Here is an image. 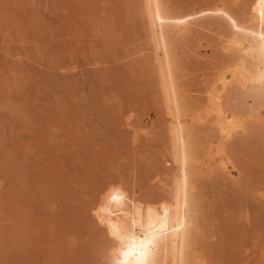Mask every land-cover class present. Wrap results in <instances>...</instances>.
Instances as JSON below:
<instances>
[{
  "label": "rangeland",
  "instance_id": "rangeland-1",
  "mask_svg": "<svg viewBox=\"0 0 264 264\" xmlns=\"http://www.w3.org/2000/svg\"><path fill=\"white\" fill-rule=\"evenodd\" d=\"M221 1L247 0H164L179 13ZM142 3L0 0V264H110V189L149 205L167 198L170 119ZM216 21L174 46L190 111L227 62L228 25ZM234 96L231 110L257 104ZM254 125L226 144L231 177L216 155L195 167L199 264H264V129ZM197 130L200 164L218 138Z\"/></svg>",
  "mask_w": 264,
  "mask_h": 264
},
{
  "label": "bare ground",
  "instance_id": "bare-ground-1",
  "mask_svg": "<svg viewBox=\"0 0 264 264\" xmlns=\"http://www.w3.org/2000/svg\"><path fill=\"white\" fill-rule=\"evenodd\" d=\"M142 2V18L149 36L153 55L151 58L154 60L159 79L163 107L170 119L168 137L174 169L167 198L163 196L166 199L164 198L162 203L153 204L154 201H150L152 203L150 205L140 203L134 200L135 197L130 199L128 194L121 191L124 189L118 190L123 200L119 204L110 201L111 212L105 217L106 233L112 239L107 256L110 264L113 257L119 258L116 250L120 244L113 238L111 231L117 229L120 235H126L124 230L132 228L135 221L134 231L137 237L143 238L147 233L153 241L148 255L150 264H199L194 247L197 224V205L194 199L195 167L199 165L202 168V164L208 166L216 155L222 162L218 172L221 171L226 177L230 176L232 173L229 159L225 157L224 161V152L228 146L226 144L240 135L242 137L243 134H247L252 124H255L254 126L258 124L261 126L260 129H264V113L263 109L260 110L264 106V39H261L264 36V17L260 15L261 11H264V3L260 0H247L241 3L242 6L240 5L238 10L239 5L236 4L235 10L221 1L212 8L179 13L171 10L164 0ZM205 20L227 23L229 33L223 35L220 40V50L227 56V62L210 80L205 102L201 106L203 108L197 105L201 109L196 107L195 110L193 107L194 111H190L179 86L175 55L177 51L175 52L174 46L194 29L205 28L203 25ZM234 95H241V99L242 95L251 96L257 104L243 110L242 113L241 108L231 110L228 107V100ZM243 100L244 98L242 102ZM198 128L213 130L218 138L215 139L216 142L206 143L205 150H208L203 155L208 156H205L207 160L200 162L201 165L197 163L203 156L194 139ZM209 166L211 168L210 164ZM114 192L117 190L110 189L109 197ZM159 197H156V200Z\"/></svg>",
  "mask_w": 264,
  "mask_h": 264
},
{
  "label": "snow or ice",
  "instance_id": "snow-or-ice-1",
  "mask_svg": "<svg viewBox=\"0 0 264 264\" xmlns=\"http://www.w3.org/2000/svg\"><path fill=\"white\" fill-rule=\"evenodd\" d=\"M264 3V0H260ZM261 17H264V11L260 13ZM264 39V36L261 37ZM110 201L119 204L123 200V196L117 192H114L109 197ZM136 227L135 221L132 223V228L125 229L126 235H120L119 230L113 229L111 235L115 240L119 241L120 247L116 250L118 257H113L112 264H150L148 259L150 246L153 241L145 233L143 238H138L134 231Z\"/></svg>",
  "mask_w": 264,
  "mask_h": 264
}]
</instances>
